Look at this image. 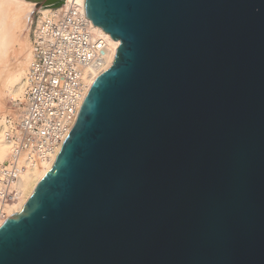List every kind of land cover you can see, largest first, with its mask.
I'll use <instances>...</instances> for the list:
<instances>
[{"label":"water","instance_id":"1","mask_svg":"<svg viewBox=\"0 0 264 264\" xmlns=\"http://www.w3.org/2000/svg\"><path fill=\"white\" fill-rule=\"evenodd\" d=\"M87 5L119 45L0 264H264V0Z\"/></svg>","mask_w":264,"mask_h":264},{"label":"built area","instance_id":"2","mask_svg":"<svg viewBox=\"0 0 264 264\" xmlns=\"http://www.w3.org/2000/svg\"><path fill=\"white\" fill-rule=\"evenodd\" d=\"M109 40L75 0L38 17L24 76L23 109L16 120L6 117L2 130L10 152L0 164V218L20 198L22 175L60 151L86 94L87 76L111 51Z\"/></svg>","mask_w":264,"mask_h":264},{"label":"bare ground","instance_id":"3","mask_svg":"<svg viewBox=\"0 0 264 264\" xmlns=\"http://www.w3.org/2000/svg\"><path fill=\"white\" fill-rule=\"evenodd\" d=\"M68 1L64 0V3L58 9L63 8ZM75 1L85 13H89L87 0ZM31 8L32 5L25 0H0V113L4 110L2 109L4 105L3 93H8L11 97L16 98L24 92V76L31 59V42L24 32V26L29 24L32 17L29 18ZM50 11L51 8H44L39 10V13L46 15ZM118 45L119 40L110 36L109 46L111 51L106 61L87 76L84 91L111 65ZM6 107L9 108L7 105ZM21 111L22 109L18 111V115L11 111L12 117L14 116L15 120L18 119ZM3 116L4 114L0 115L2 117L0 118V164L8 159L10 152L2 131L6 122V117ZM56 155L38 168L22 175L19 184L21 196L6 209V213L0 218V225L14 213L20 211L36 184L52 167Z\"/></svg>","mask_w":264,"mask_h":264},{"label":"rangeland","instance_id":"4","mask_svg":"<svg viewBox=\"0 0 264 264\" xmlns=\"http://www.w3.org/2000/svg\"><path fill=\"white\" fill-rule=\"evenodd\" d=\"M41 14L39 13V11H37V12H34L31 16V18H30V22H29V24L28 25H25L24 26V32H25V34H27L28 35V38L31 40V37H32V35H33V31H34V28H35V25H36V22H37V19H38V17L40 16ZM11 56V55H10ZM10 59V58H9ZM24 93V92H23ZM23 93H22V95L21 96H19V97H11L8 93H3L4 94V105H3V108L2 109H4L3 110V112H1L0 113V115H3L4 114V116L5 117H7V116H10L11 118H13L12 117V113H11V111L13 112V113H15V114H17V113H19L18 111L19 110H21V109H23ZM3 94H2V96H3ZM6 105L9 107V108H7L6 107ZM7 108V109H6ZM16 111V112H15ZM10 113H11V115H10ZM18 115V114H17ZM3 116V117H4ZM0 118H2V117H0ZM14 119V118H13Z\"/></svg>","mask_w":264,"mask_h":264}]
</instances>
